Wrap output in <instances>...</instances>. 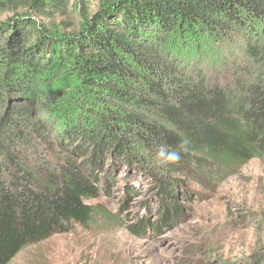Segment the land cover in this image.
<instances>
[{
	"label": "trees",
	"instance_id": "obj_1",
	"mask_svg": "<svg viewBox=\"0 0 264 264\" xmlns=\"http://www.w3.org/2000/svg\"><path fill=\"white\" fill-rule=\"evenodd\" d=\"M75 3L0 0V264L108 218L104 157L145 154L173 215L169 173L264 163V0Z\"/></svg>",
	"mask_w": 264,
	"mask_h": 264
},
{
	"label": "rangeland",
	"instance_id": "obj_2",
	"mask_svg": "<svg viewBox=\"0 0 264 264\" xmlns=\"http://www.w3.org/2000/svg\"><path fill=\"white\" fill-rule=\"evenodd\" d=\"M88 1L92 7L96 2ZM75 2L69 0L68 13L56 17L61 29L78 20ZM133 157L141 162L103 159L108 181L99 182L100 196L90 204L107 219L73 224L68 233L24 249L10 264H264L262 161L206 174L169 173L179 211L173 215L162 206L157 166L145 154Z\"/></svg>",
	"mask_w": 264,
	"mask_h": 264
},
{
	"label": "clouds",
	"instance_id": "obj_3",
	"mask_svg": "<svg viewBox=\"0 0 264 264\" xmlns=\"http://www.w3.org/2000/svg\"><path fill=\"white\" fill-rule=\"evenodd\" d=\"M179 152L173 150L169 151L164 146H159L155 153V159L161 166H166L175 163L179 160Z\"/></svg>",
	"mask_w": 264,
	"mask_h": 264
}]
</instances>
